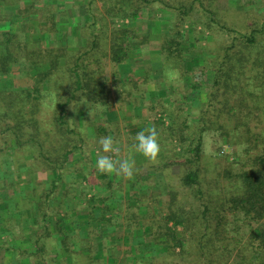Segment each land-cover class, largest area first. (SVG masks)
Returning a JSON list of instances; mask_svg holds the SVG:
<instances>
[{"label":"trees","instance_id":"16d2710c","mask_svg":"<svg viewBox=\"0 0 264 264\" xmlns=\"http://www.w3.org/2000/svg\"><path fill=\"white\" fill-rule=\"evenodd\" d=\"M69 2L83 10V24L74 27V12L64 8ZM150 9L153 15L170 10L177 18L162 26L164 33L159 40L162 80L166 87L174 88L171 105L157 91L153 96L156 103L146 101L150 69L142 76L130 72L125 80L120 77V66L131 60L132 39L138 35L117 20H137ZM195 12L207 13L203 28L221 32L225 39L216 42V57L203 61L213 80L205 85L198 111L190 108L186 114L175 102L183 98L190 107L204 84L192 80L186 93L180 81L169 76L172 66H168L179 60L172 45L179 44L177 38ZM214 13L201 0H0V75L9 78L18 71L20 78L30 80L16 90L0 88V135L4 137L0 170L4 167L2 157L7 155L18 178L25 171L35 174L36 161L46 164L44 172L54 176L39 195L23 187L25 197L16 201L9 218L0 214V249L30 264H56L61 258L56 250L48 249L47 240L61 238L66 255L74 258L83 253L72 251V245L83 237L92 246L103 244L90 257L94 264H102L101 258L109 249L106 242H115L121 233L124 260L132 255L133 264H163L160 260L173 256L178 259L175 264H264V16L238 22L240 16L234 15L232 25H228L216 20ZM57 14L63 26H58ZM36 16L42 34L35 28ZM71 32H79L80 40L70 42ZM55 33L60 36L49 43V35ZM106 65H110L109 73ZM42 66L46 68L40 70ZM177 71L180 78L189 76L182 68ZM112 88L120 96V105L130 103L135 109L137 101H146L148 116L143 130L155 126L161 146L155 162L134 165L131 180L97 171V159L91 156L88 160L85 138L68 119L70 111L82 112L84 120L89 112L110 119ZM45 97L50 100L47 108H53L46 121L41 114ZM35 123L44 125V130H56L54 150L45 146L35 128L29 135L25 132L27 124L34 127ZM97 128L98 133L106 131ZM164 132L172 146L168 152L162 144ZM206 132L218 133L225 143L237 148L241 156L235 162V172L232 166L218 169L214 160L205 158L202 141ZM50 134L46 137L51 138ZM28 142L34 144L29 147ZM134 153L140 154L136 148ZM76 154L80 157L71 171L67 165H72ZM142 168L150 175L143 176ZM173 168H178L176 174ZM70 174L77 176L71 187H78L71 198L86 211L81 217L85 224L76 222L75 230L68 227L72 222H66L74 211L62 212L70 195L66 188ZM156 174L164 180L160 193L154 192ZM3 185L1 182L0 187ZM181 190L190 194L188 202L179 198ZM60 191L61 200L55 206L53 200ZM2 205L0 211L8 213L6 204ZM24 226L29 229L23 230ZM82 229L87 231L85 236ZM6 232L8 241L4 239ZM22 241L32 246L24 247ZM149 245L165 256L152 255L148 263L143 262L137 255L141 246L145 248L141 254H149ZM87 251L85 254L90 253Z\"/></svg>","mask_w":264,"mask_h":264},{"label":"rangeland","instance_id":"374dc122","mask_svg":"<svg viewBox=\"0 0 264 264\" xmlns=\"http://www.w3.org/2000/svg\"><path fill=\"white\" fill-rule=\"evenodd\" d=\"M170 1V0H168ZM172 1H180V0H172ZM184 1V0H181ZM203 2V5L205 7L211 8L215 10V19L221 20L223 23H228V25H232L230 22V18L234 15H239L240 18L238 19V22L240 20H243L245 18L247 22H249L252 19L256 18L259 19L262 16H264V0H201ZM65 9H68L71 13H73L76 17L74 19V27L78 24H83V10L78 7L76 4H72L69 2L68 4L64 5ZM11 10V9H9ZM150 10H145L140 18L137 20H129V19H121L117 20V23L120 26L124 27H131L134 29V32L136 35H138V39H132V46L130 47V54H131V60L123 65L120 66V77L122 80H125L127 75L130 72H137L139 76L144 75V70L145 69H150L152 74L150 75L151 77V84L148 86V93L146 94V101H150L153 99L154 100V92L157 91L158 95L164 100V102L167 105H171L174 101L172 99L173 97V87H166L164 85V81L162 80V77H164V73L162 70V61H160V53H161V40L160 36L162 33H164V30L162 29V26L164 24L170 25L173 22L176 21V17L174 15H170V10H168V13L162 12L158 13L156 15H153V13ZM73 15V17H74ZM153 15V16H152ZM206 17H208L207 13L202 12V15L199 12H195L192 17L188 20V22L185 24V29L182 31V34L177 38V42L179 44H173L172 45V50L174 53L179 54L180 58L179 60H174L171 62L172 64L169 65L168 67L172 66V68H169L172 72L170 73L169 76L172 77V79H178L180 81L181 86L183 85V89L186 93L189 92L188 89V84L192 81H200V83L204 84L203 90H201V93L199 92L198 99L194 103L191 104L189 107V103H185L186 100L183 98L178 99L175 104L177 107L183 108L184 112L187 114L189 112V109L193 110V112H197L199 108V104L202 101V98L205 97V92H206V84H210L211 81L213 80L212 72H208L206 68H203V61L205 59H214L216 57V48L219 46L216 44L217 41H222L225 38L222 36L223 34L221 32L215 31V33H211L210 31H207V29L203 28V22L206 21ZM58 18V14H57ZM59 20V18L57 19ZM152 20H154L152 22ZM36 21V19H35ZM61 21V20H60ZM59 21V22H60ZM58 22V26H60L61 22ZM251 22V21H250ZM39 27V23L35 22L34 25ZM66 23V22H65ZM32 24V23H31ZM33 25V24H32ZM63 26V24H61ZM36 28V27H35ZM202 28V29H201ZM195 29H197V32H195ZM217 30V29H215ZM29 31H31V26L29 25ZM38 33L40 31L38 30ZM42 34V33H40ZM72 35V36H71ZM69 36L70 42L72 41H78L80 40L79 38V32L78 35H75V32L71 33ZM40 36V35H39ZM45 36V35H44ZM52 39L57 38L60 36L58 33H55V35H52ZM51 37V35H49ZM40 40V38H36ZM48 39V36L46 37ZM44 39V40H46ZM51 38H49V43L52 41ZM58 39V38H57ZM51 40V41H50ZM46 45L48 44L47 42L45 43ZM49 45V44H48ZM108 50V47H106ZM174 64L176 65V69L174 68ZM106 71L108 72L110 69V65H106ZM46 66H42L40 70H44ZM180 68L185 70L189 76L182 77L180 78ZM205 71L206 73L202 72ZM14 75L12 76L13 78H10L14 84V86H10L6 83V80L0 81V88L1 89H6V90H16L20 86H24L28 83H30V80H28L26 77L23 76V78H20L18 75V71L13 72ZM109 73V72H108ZM182 74V73H181ZM11 77V76H10ZM194 78V79H193ZM112 104L111 107L108 108V113L112 116H110V119H108L107 116H99V112H91V115H87L85 113V116L88 118V120H84V114L82 112H75V111H70L68 114V119L70 120L71 127L78 128L77 131H79L80 136L85 138V143H84V148H86V152L88 153V160L89 157H93L94 159L98 158V155L100 154H105L100 152V143L99 140L101 137L111 135L115 141V146L119 147L120 152L118 155H114L111 153H108L107 155H113L114 159H131L134 161L135 164H141L145 163V161L149 160L145 158L141 153L136 155L134 153V140L138 132L143 130V121L147 119L148 112H147V103L146 101L139 100L138 105L135 109H131V104H119V97L117 94L114 93V88H112ZM172 94V95H171ZM186 98V97H185ZM44 104L42 105L41 109V114L44 116L46 121L48 119L49 114L52 112L53 108L49 106L48 98H44ZM177 109V108H176ZM196 115V114H195ZM194 117L196 118L197 116ZM159 117L160 115L157 114ZM29 117V116H28ZM113 117V118H112ZM90 122V123H89ZM165 123H168L167 119L165 120ZM28 126V127H27ZM27 130L25 132L29 135L34 130H36L39 133V138H42L45 140V146L49 150H54L52 147V138L56 135V130H44V125L40 126L38 123H35L34 127H31V125L27 124ZM98 126H101V128L105 129L106 131L102 133H98ZM43 127V129H42ZM35 128V129H34ZM34 129V130H33ZM51 132L50 136L51 138H47L46 134ZM101 135V137H98V135ZM42 136V137H41ZM163 136V142L162 144L164 145L165 150L171 151L172 146L169 145L168 143V133L164 132L162 134ZM3 140L4 137L0 135V147L3 146ZM202 149L205 155V158H207L208 161L214 160L216 163V167L218 169L225 170V168H230L233 172L236 171L237 166H235V162L238 161V156L240 157L241 154L238 153V150L235 146H232L230 144H227L224 142L223 138L215 132H206L203 135V141H202ZM29 147L32 146L34 143L31 142L29 143ZM58 146V143H55ZM79 154L74 155L73 162L71 166L67 167L72 169L73 166L75 165V162L78 161L79 159ZM3 162H4V167L1 168L0 170V176L4 175V178L8 180L12 179L13 183H16V185H22V187L27 186L29 189L28 191H36V193L39 195L41 191L43 190L44 187L48 186V182L54 176L52 174H49L48 172H44V164L43 162L37 163L36 166L33 167V170L36 171L38 170L35 174H29L27 171L22 174V177L18 178L17 170L14 169L13 164L10 163L9 157L7 155L2 157ZM149 162V161H148ZM214 170L215 168L212 167ZM178 168H173L172 171L174 174L177 173ZM86 171H90V168H87ZM141 174L143 176L150 175L148 172H146L145 168L141 169ZM113 175V174H112ZM157 175V181L158 185L154 188V192L160 193L162 191V187L164 186V180L163 177L160 174ZM9 176V177H8ZM8 177V178H7ZM122 177V176H121ZM77 176L74 174H70L66 178V188L68 189L69 192V197L66 198V202L64 201V204L62 205V212L67 213V211H74L72 212V215L69 216V218L66 220L67 223L72 222L74 225L76 222L80 224H84L85 221L84 219H81L82 216L84 215H79L76 216L77 212L82 210L83 208L78 207L79 203L75 200H72L71 195L73 194L74 190H78V187H71V180L76 179ZM23 181H20L22 180ZM26 181V183H23ZM12 183V185H14ZM17 186V187H18ZM61 194L62 191H60L59 195L55 197L53 200V204L55 206H59L60 200H61ZM189 196L190 194L187 192V190H181L179 192V198L184 201L188 202L189 201ZM62 203V202H61ZM77 206V208L72 207ZM74 208V209H73ZM76 214L74 215V213ZM76 216V217H75ZM71 224V225H72ZM74 228V226H72ZM76 229V228H75ZM83 231V230H82ZM83 235H86V232H82ZM76 232V231H75ZM79 233V231H77ZM76 232V233H77ZM74 234V233H72ZM117 238L118 240L119 237L121 236V233H117ZM82 237V236H81ZM83 238V237H82ZM81 238V241L75 242L72 245L71 250L76 251V252H81L83 254H78L77 256L74 255V258L69 259L67 258L69 262L67 264H74L77 262L78 264H94V262L91 260V255L93 251L97 248V246L94 244V246L90 245L89 243H85ZM5 239V237H4ZM58 239V238H56ZM6 241L9 240V236L6 237ZM61 240V238H60ZM117 240H115L116 242ZM61 241H59L60 243ZM112 242V241H111ZM142 242V241H140ZM80 243V244H79ZM126 243V242H125ZM47 247L49 250L55 249L57 254H58V259L60 260V257L64 254H66V249H64L60 244L57 247H55L56 240H47ZM89 244L90 246L86 245ZM114 244V243H113ZM142 245V243H140ZM120 246V247H119ZM115 246L114 245V252L119 250L120 255L119 259L121 260V254L122 250L125 249V246L120 245ZM86 250L90 249V253H87L88 251H79L83 248ZM130 249L131 247L128 246ZM148 250L151 251H146L149 254L142 255L141 252L145 251V248L143 246L140 247L139 255L138 258H142L143 262L148 263V258L154 256L157 257H164L165 254L162 252H158L156 249L152 248L151 245L148 246ZM143 250V251H142ZM151 252V253H150ZM110 253V252H109ZM113 253V251L111 252ZM7 253L4 249H0V264H30L27 259H17L12 256H8ZM144 254V253H143ZM113 255V254H112ZM69 256V255H68ZM116 257V256H115ZM129 258H134L132 255L128 256ZM127 257V258H128ZM20 258V257H19ZM104 261L100 262L103 264H113V258H105L103 257ZM120 260H117L118 262H121ZM23 261V262H22ZM158 261V260H157ZM163 262V264H170L172 261V264H175V261H178L177 257L173 256L170 258H163V260H160ZM59 262V263H58ZM56 264H64L62 259L61 261H58ZM96 263V262H95ZM99 263V262H98Z\"/></svg>","mask_w":264,"mask_h":264},{"label":"clouds","instance_id":"9594fccd","mask_svg":"<svg viewBox=\"0 0 264 264\" xmlns=\"http://www.w3.org/2000/svg\"><path fill=\"white\" fill-rule=\"evenodd\" d=\"M55 107V106H54ZM89 115L90 112H89ZM136 144L134 147L137 152L141 153L145 158L155 162L158 157L161 146L158 140V132L155 126L146 128L137 133ZM102 153L98 155L96 162V170L102 174H114L122 176L125 179L131 180L134 178V161L131 159H114L113 155H118L120 152L119 147L115 146V141L111 135L101 137L99 140Z\"/></svg>","mask_w":264,"mask_h":264},{"label":"crops","instance_id":"0c3cea01","mask_svg":"<svg viewBox=\"0 0 264 264\" xmlns=\"http://www.w3.org/2000/svg\"><path fill=\"white\" fill-rule=\"evenodd\" d=\"M7 13H9V11H6ZM33 18V17H32ZM34 19H36V21L35 22H37V20H38V17L36 16ZM60 21V20H59ZM58 21V22H59ZM31 26V25H30ZM36 30H38V26H37V23H36ZM71 33H73V32H71ZM71 35V34H70ZM72 36V35H71ZM51 39H52V36L50 37ZM10 78H13L12 76L11 77H9V78H7V77H2V75H0V81H4V80H6V83L8 84V85H10L11 84V82L12 81H10L11 79ZM10 86H14V84H13V82H12V84L10 85ZM138 108V107H137ZM9 177V176H8ZM7 177V178H8ZM10 178V177H9ZM9 178H8V180L6 179V178H4V175H1L0 176V183L1 182H3L4 183V185L2 186V187H0V207L1 206H3L2 205V203H5L6 204V209H8V213L6 212V210L4 211V212H1L0 211V214H2V216H4V217H8L9 218V215H11L12 213H13V206H14V204L16 203V201L19 199V201H20V199H22V198H24L25 197V191H27L28 189H26L25 187H27V186H25L24 188H25V191L23 192V187H22V185H19V189H21L20 191H18V190H16L14 187L16 186H18V185H16V183H13V180L12 179H10L9 180ZM20 181H23V179L22 180H20ZM12 183L14 184L13 186V188H10V187H8L9 186V184L10 185H12ZM23 183H26V181H24ZM8 204V205H7ZM4 207V206H3ZM72 207H75V208H77V206L75 205V206H73V204L71 205V208ZM74 209V208H73ZM76 214V212L74 213V215ZM86 215V211L85 210H80L79 212H77V214H76V216H79V215ZM75 216V217H76ZM6 220H7V218H6ZM84 221H86V220H84ZM85 224V223H84ZM81 225H83V224H81ZM71 226V227H70ZM68 225V227H69V229L71 230H75V227L74 228H72V226H74L73 224L72 225ZM29 228H28V226H24V228H23V230H28ZM83 231L82 232H86L84 229H82ZM8 235H7V232L5 233V239H6V237H7ZM82 236H85V235H83V233H82ZM59 241H60V238H58V239H56V244H55V247H57V244H58V246H59ZM107 244H108V246H109V249L107 250V253L105 254V258L107 257H109V258H113L112 260H113V264H133L134 262H135V260H133V258H127L126 260H124V256H123V254H121V260L119 259V256H118V254L120 255V251L118 250H116L115 252H114V245L115 246H119V244L120 245H123L124 246V244L121 242V240H117L116 242H106ZM80 244V243H79ZM21 245L22 246H24V247H31L32 246V244L30 243V242H28V241H22V243H21ZM61 245V244H60ZM96 246H97V248L98 247H100L101 245H103V244H101V242L100 243H96L95 244ZM120 247V246H119ZM96 248V249H97ZM55 250V249H54ZM79 251H84V252H86L87 250L85 249V248H83V249H81V250H79ZM113 251V253H111ZM110 252V253H109ZM113 254V255H112ZM116 256V257H115ZM59 257V256H58ZM69 257V259H71V254H69V256H67L66 254H65V252H64V254L60 257L62 260H64L65 259V261L66 260H68L67 258ZM117 260H120V261H122V263L121 262H118ZM101 261H104V259H102L101 258Z\"/></svg>","mask_w":264,"mask_h":264}]
</instances>
